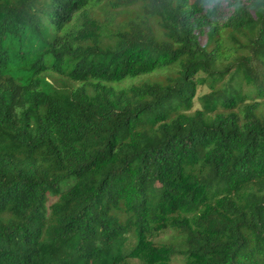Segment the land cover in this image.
<instances>
[{
	"label": "trees",
	"instance_id": "1",
	"mask_svg": "<svg viewBox=\"0 0 264 264\" xmlns=\"http://www.w3.org/2000/svg\"><path fill=\"white\" fill-rule=\"evenodd\" d=\"M177 255L264 264V0H0V264Z\"/></svg>",
	"mask_w": 264,
	"mask_h": 264
},
{
	"label": "rangeland",
	"instance_id": "2",
	"mask_svg": "<svg viewBox=\"0 0 264 264\" xmlns=\"http://www.w3.org/2000/svg\"><path fill=\"white\" fill-rule=\"evenodd\" d=\"M258 5V3L254 2L252 3V7L254 8V6ZM121 20V19H120ZM164 76H166V72H157V73H154L151 77L152 78H163ZM148 78V76H143V77H140V78H135V79H129V80H126L124 82V84L122 86H129L130 84H133V83H137V82H140L142 81L143 79H146ZM204 91H206L205 88H199V95L202 94ZM196 106L198 107L199 106V102H198V99H196ZM173 235H174V231L173 230H168L166 232H163L162 234H160L159 236L156 237V242L157 243H160V244H167V243H170L172 238H173ZM174 263L175 264H183V260L181 259V256L180 255H177L175 256L174 258Z\"/></svg>",
	"mask_w": 264,
	"mask_h": 264
}]
</instances>
